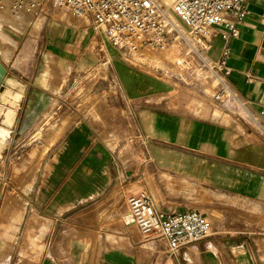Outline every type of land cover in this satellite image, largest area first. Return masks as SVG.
<instances>
[{
	"label": "crops",
	"instance_id": "obj_1",
	"mask_svg": "<svg viewBox=\"0 0 264 264\" xmlns=\"http://www.w3.org/2000/svg\"><path fill=\"white\" fill-rule=\"evenodd\" d=\"M245 2L248 17L238 26V38L229 43L228 79L264 129V114L260 115L264 107V0ZM225 17L230 19L228 14ZM1 20L0 16L2 39L13 42L0 43V64L6 70L1 85L7 81V87L0 89L3 143L18 125L15 120L22 90L11 91L9 87L14 77L22 74L13 72L17 42L1 32ZM61 27V41L49 38L51 27L41 37V63L46 69L24 91L55 96L67 77L65 70L75 63L80 68L91 62L97 64L104 56L102 48L95 50L101 47L102 40H95L93 31ZM211 46L210 56L216 60L221 41L213 36ZM76 53L82 54L77 58ZM123 76L131 88V79ZM150 90L146 83H138L133 92L142 97ZM8 95L13 102L4 107ZM57 102L38 101L36 97L28 100L19 122L21 131L41 124L43 142L48 146L33 210H43L42 216L36 214V218L46 225V236H54V240L42 244L38 264H264V240L249 244L243 239L258 234L251 226L264 223V134L218 110L207 98L203 108H195L161 96L152 109L145 106L147 101L136 104L128 99L121 114L128 120V129L130 115L136 118L140 148L137 163L122 162L98 139L100 123L68 113L67 108H63L64 113H56L52 110L61 108ZM33 113L40 115L31 116ZM115 116L112 111L107 117L111 130L116 125ZM6 118L10 125L5 124ZM140 193L147 194L157 210L167 213L186 211L198 202L204 206H221L224 202L220 212L229 209L236 222L247 228L227 236H241L239 243L218 242L217 232H211L202 241L169 256L164 239L146 237L123 223L127 196ZM216 196L220 202L212 198Z\"/></svg>",
	"mask_w": 264,
	"mask_h": 264
},
{
	"label": "rangeland",
	"instance_id": "obj_2",
	"mask_svg": "<svg viewBox=\"0 0 264 264\" xmlns=\"http://www.w3.org/2000/svg\"><path fill=\"white\" fill-rule=\"evenodd\" d=\"M0 16L3 19L1 20V32L17 42L13 52L15 60L13 72L22 74V76L14 77L12 86L9 87L11 91L22 90V98L18 104L15 120V124L18 125L13 134L11 129L7 140L0 143V264H38L42 257L40 253L42 244L50 239L54 240V236H46V225L36 218V214L42 216L43 210H33L34 204L37 202L36 195L39 185L43 179L42 168L44 159H47L45 153L48 146L43 142L44 133L40 131L41 124L31 125L29 129L24 127L25 130H20L19 122L22 119L26 102L30 99L35 100V97L36 100L44 102L56 99L60 102L61 108L52 111L64 113L63 108H67L68 113L73 112L93 118L96 123H100L97 132L98 139L102 140L122 162L137 163V154L140 148L137 140V121L131 114L130 130L126 128L128 120L123 119L121 114L125 110L123 109L124 101L131 99L136 104L147 101L145 106L153 108L154 102L159 97L167 96L185 104L190 103L195 108H203L206 98L208 99L204 95H210L211 91L206 89L203 94L198 87L187 86L178 77L162 75L159 72L134 66L126 56L106 42L103 34L92 20L76 18L65 10L55 8L50 4H46L38 15H7L0 11ZM61 26L93 31L95 40L98 38L102 40L101 47H95V50L102 48L104 56H101L102 58L97 64L91 62L84 68L78 67L77 63L73 67L70 64L71 68L68 67L70 70H65L63 73L64 76H67L64 78V83L62 80L63 87L55 96L49 93L39 95L24 91L25 86H31L34 77L45 68L44 63L43 66L41 63V37H44L51 27L49 38L55 42L61 41L62 36L59 33L63 30ZM1 42L13 44L12 40H3L0 35ZM26 43H29V46L23 52ZM87 51L91 50L87 49ZM87 51L85 50V52ZM176 52L177 48L173 46L170 55L174 56ZM77 54L75 56L78 58L82 53ZM74 57H71L72 60L75 59ZM164 60L165 64L169 62V65L171 64L170 59L165 58ZM123 75L129 76L131 79V88L127 87ZM138 83L143 85L146 83L151 86V90L141 97L138 93L133 92ZM4 87H7V81H4L0 89ZM12 98L11 95H8L4 107L12 105ZM112 111L116 112V125L112 126L111 130L108 127L107 117ZM131 112H134L133 108ZM39 115L33 113L31 116L38 117ZM124 150L127 153L123 152ZM130 151L132 152L131 156H128ZM150 160L153 161V158ZM212 198L219 202L221 200L217 196ZM225 205L223 202L221 206L219 204L204 206L203 203L198 202L184 210H197L204 214L212 225L211 232H217L216 241L225 243L226 240H231L239 243L242 239L241 236L236 238L227 236H234L235 233H240L247 227L240 226L229 209L220 212L219 207H225ZM250 228L258 234L246 236L243 239L249 244L262 243L264 223Z\"/></svg>",
	"mask_w": 264,
	"mask_h": 264
},
{
	"label": "built area",
	"instance_id": "obj_3",
	"mask_svg": "<svg viewBox=\"0 0 264 264\" xmlns=\"http://www.w3.org/2000/svg\"><path fill=\"white\" fill-rule=\"evenodd\" d=\"M50 4L76 18L90 17L106 42L136 67L178 77L198 87L218 110L264 134L258 116L232 89L229 43L248 17L245 0H0V11L12 15H38ZM230 16V19L225 17ZM221 41L216 60L210 56L212 37ZM176 46L177 52L170 51ZM165 58L171 64H165ZM264 114L262 107L260 115ZM126 226L144 236L164 239L169 256L211 233L208 218L197 210L163 212L145 194L126 198Z\"/></svg>",
	"mask_w": 264,
	"mask_h": 264
},
{
	"label": "water",
	"instance_id": "obj_4",
	"mask_svg": "<svg viewBox=\"0 0 264 264\" xmlns=\"http://www.w3.org/2000/svg\"><path fill=\"white\" fill-rule=\"evenodd\" d=\"M6 75V70L5 68L0 64V85H1V82L3 80V78L5 77Z\"/></svg>",
	"mask_w": 264,
	"mask_h": 264
},
{
	"label": "bare ground",
	"instance_id": "obj_5",
	"mask_svg": "<svg viewBox=\"0 0 264 264\" xmlns=\"http://www.w3.org/2000/svg\"><path fill=\"white\" fill-rule=\"evenodd\" d=\"M169 1V0H168ZM13 82L11 81L10 82V84H12ZM10 120H9V118H6V121H5V124H7V125H10L9 122ZM0 135H2V133H1V130H0Z\"/></svg>",
	"mask_w": 264,
	"mask_h": 264
}]
</instances>
